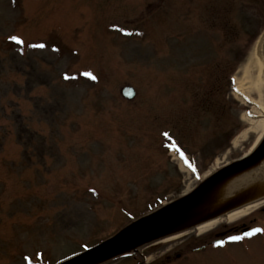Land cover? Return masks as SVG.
<instances>
[{
	"label": "rangeland",
	"instance_id": "obj_1",
	"mask_svg": "<svg viewBox=\"0 0 264 264\" xmlns=\"http://www.w3.org/2000/svg\"><path fill=\"white\" fill-rule=\"evenodd\" d=\"M261 138L264 0H0V264L94 248ZM257 229L259 210L105 264H264Z\"/></svg>",
	"mask_w": 264,
	"mask_h": 264
},
{
	"label": "water",
	"instance_id": "obj_2",
	"mask_svg": "<svg viewBox=\"0 0 264 264\" xmlns=\"http://www.w3.org/2000/svg\"><path fill=\"white\" fill-rule=\"evenodd\" d=\"M122 95L126 100L133 101L137 97V91L133 86H126L122 90ZM262 160H264V139L253 153L217 171L191 193L137 219L103 243L59 264H105L153 242L196 228L254 200L264 198L263 195L254 199L249 192H246L210 211H204L221 184L258 165Z\"/></svg>",
	"mask_w": 264,
	"mask_h": 264
},
{
	"label": "bare ground",
	"instance_id": "obj_3",
	"mask_svg": "<svg viewBox=\"0 0 264 264\" xmlns=\"http://www.w3.org/2000/svg\"><path fill=\"white\" fill-rule=\"evenodd\" d=\"M261 141L262 138L257 142L255 149L260 145ZM246 192H249L254 199L260 198L264 195V160L251 169L238 174L221 184L212 195V198L204 208V211H210ZM262 207H264V198L254 200L228 212L226 215L204 222L197 226L195 230L199 235L210 233L225 223L230 224L245 219L253 215ZM185 235V233L177 234L169 240L179 239Z\"/></svg>",
	"mask_w": 264,
	"mask_h": 264
},
{
	"label": "flooded vegetation",
	"instance_id": "obj_4",
	"mask_svg": "<svg viewBox=\"0 0 264 264\" xmlns=\"http://www.w3.org/2000/svg\"><path fill=\"white\" fill-rule=\"evenodd\" d=\"M259 211L261 213H264V207H262ZM256 222H257V219H251L250 220L251 225L254 224V223H256ZM251 225L250 224H247V223H242L239 226L238 225L237 226L235 225V226L230 227V228L226 225V226H224L225 231H221V232L216 233L215 234V239L213 241H210V242L206 243L204 246L198 248L197 250L203 251V250L207 249L210 246H213V245H221L223 243V241L227 237H229L230 235H234V234L235 235H238V234H241V233L242 234H248L253 229V226H251ZM184 233H186V231L183 232V233H180V234H184ZM177 257L178 258H182V255L179 254ZM169 259H170V257H169Z\"/></svg>",
	"mask_w": 264,
	"mask_h": 264
},
{
	"label": "snow or ice",
	"instance_id": "obj_5",
	"mask_svg": "<svg viewBox=\"0 0 264 264\" xmlns=\"http://www.w3.org/2000/svg\"><path fill=\"white\" fill-rule=\"evenodd\" d=\"M13 39H16L15 37H13ZM37 47H41V48H43L44 47V45L43 44H40V45H36ZM89 75H91V74H89ZM92 79H96V77L95 76H92ZM257 232H261V231H264V230H261V229H257L256 230ZM234 239H242L241 237H235Z\"/></svg>",
	"mask_w": 264,
	"mask_h": 264
}]
</instances>
